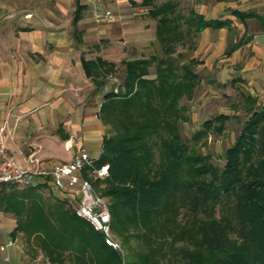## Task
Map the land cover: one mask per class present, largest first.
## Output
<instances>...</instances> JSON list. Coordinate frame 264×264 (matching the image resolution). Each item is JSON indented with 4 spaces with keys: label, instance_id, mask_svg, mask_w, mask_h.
<instances>
[{
    "label": "trees",
    "instance_id": "16d2710c",
    "mask_svg": "<svg viewBox=\"0 0 264 264\" xmlns=\"http://www.w3.org/2000/svg\"><path fill=\"white\" fill-rule=\"evenodd\" d=\"M150 1L143 5L156 22L161 55L123 62V83L116 92L103 94L98 112L105 134L93 166L107 164L108 176L94 179L84 171L107 200L120 250L106 245L103 235L55 197L47 183L0 185L21 190L0 193L3 211L16 220L9 236L24 235L49 264H264V107L243 95L247 119L225 150L222 166L195 147L209 131L221 132L229 116L203 122L190 139L192 146L180 131L188 120L181 102L194 96L199 63L185 62L177 48L205 29L229 28L230 22L204 20L193 11L183 18L176 1ZM75 2L74 24L83 10ZM82 67L96 90L117 69L101 58L83 59ZM45 191L49 199L42 198Z\"/></svg>",
    "mask_w": 264,
    "mask_h": 264
},
{
    "label": "crops",
    "instance_id": "0c3cea01",
    "mask_svg": "<svg viewBox=\"0 0 264 264\" xmlns=\"http://www.w3.org/2000/svg\"><path fill=\"white\" fill-rule=\"evenodd\" d=\"M74 4L76 10L75 0ZM79 4L83 6L81 17L74 24V10L72 19L76 41L83 13L93 8V0H79ZM141 5L144 8L140 13L149 16L150 7L144 6L143 0ZM210 6L206 12L211 10L213 15L216 12L217 17L205 16L198 8L191 11L204 20L228 21L230 27L205 29L198 35L218 32L219 47L224 49V58L233 64L237 82L258 106L264 107V0H216ZM4 20L11 21L9 27ZM4 20L0 21V122L6 128L7 150L21 167L30 170L68 163L81 150L93 161L97 160L105 134V127L98 119L102 99L99 103L81 102L84 82L96 90L85 76L82 60L101 57L85 59L79 52L77 55L76 45L69 46L65 32L42 26L32 13L13 14ZM12 22L18 25L13 26ZM229 35H234L232 40ZM237 44V49L226 55ZM50 190L57 197V192ZM11 231L3 228L0 232V246L12 240ZM0 264H24L16 253L15 241L14 246L0 252Z\"/></svg>",
    "mask_w": 264,
    "mask_h": 264
},
{
    "label": "rangeland",
    "instance_id": "374dc122",
    "mask_svg": "<svg viewBox=\"0 0 264 264\" xmlns=\"http://www.w3.org/2000/svg\"><path fill=\"white\" fill-rule=\"evenodd\" d=\"M166 1L151 0L150 2L159 5ZM174 1L177 2V11L183 18H188L189 12L195 8H198L205 16H218L216 12L213 15L211 10L206 12L216 0H210V5L209 0H203L204 8L201 4L202 0ZM141 2L142 0L102 2L104 9L113 12L114 23L108 26L95 23L94 9L87 8L78 27L80 31L78 41L72 35L74 0H0V21L13 14L32 13L42 26L65 32L69 46L76 45L77 55L79 52L85 59L100 56L114 62L116 72L106 81L105 87L97 91L92 84L87 86L86 82L81 86V90H84L81 98L83 104H91L93 101L99 103L104 93L112 90L116 92L122 85L123 61L161 55L160 45L154 34L155 21L150 19L147 13H140V9L144 8ZM4 22L7 27L11 24V21L4 20ZM12 24L18 25L15 22ZM227 37L232 40L234 35ZM218 39V32L211 31L205 35H198L185 46H179L177 52L184 54L185 62L195 59L199 63L194 66L199 80L194 96L191 100L181 102L188 116L187 122L180 124L181 135L192 146L190 139L196 131L201 129L203 122L219 114L229 116L230 119L224 123L221 132L209 131L208 135L198 141L195 147L197 152L210 155L213 164L222 166L225 150L235 143L247 119L243 105V95L247 94V91L237 82L234 66L227 61V58H224V49L219 47ZM150 73V77H154V67L150 69ZM12 189L15 188L2 187L0 193L10 195ZM15 192H21V190L15 189ZM49 195L47 192H42L44 199H49ZM3 208L4 204L0 205V232L3 228L4 231H11L16 226L15 216L5 213ZM112 236L120 246V240L113 233ZM14 241L16 253L24 264H49L40 249L32 243L29 244L24 235L18 234Z\"/></svg>",
    "mask_w": 264,
    "mask_h": 264
},
{
    "label": "built area",
    "instance_id": "2783aa9c",
    "mask_svg": "<svg viewBox=\"0 0 264 264\" xmlns=\"http://www.w3.org/2000/svg\"><path fill=\"white\" fill-rule=\"evenodd\" d=\"M103 1L113 0H93L94 21L99 25H108L114 21V16L109 9L102 7ZM87 169V173L94 179L103 180L108 176V165L94 168L93 159L85 150H81L68 163H53L33 170L21 167L6 148V128L0 122V185L35 188L40 183H47L57 192V198L73 206L77 217L88 222L96 232L103 235L106 245L120 250L112 236L108 203L95 191L91 181L84 177ZM12 246L14 241L9 240L5 246H0V252Z\"/></svg>",
    "mask_w": 264,
    "mask_h": 264
}]
</instances>
